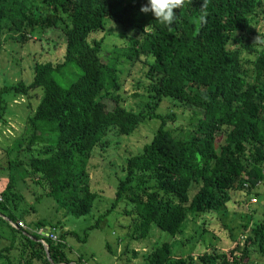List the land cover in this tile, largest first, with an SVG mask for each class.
<instances>
[{"label":"trees","instance_id":"obj_1","mask_svg":"<svg viewBox=\"0 0 264 264\" xmlns=\"http://www.w3.org/2000/svg\"><path fill=\"white\" fill-rule=\"evenodd\" d=\"M145 3L0 0V50L5 28L21 44L32 40L40 47L50 29L64 36L58 59L45 56L38 62L44 53L28 52L30 82L0 87V122L8 111L3 94L14 93L12 100L36 94L20 133L3 148L6 166L0 170L7 172V181L0 188V238L7 243L0 244V260L5 264H85L66 247L65 236L74 232L57 234L43 221L24 222L28 210L20 209L24 196L17 190V175L41 183L65 214L87 215L97 199L86 173L94 149H104L113 136L134 134L147 120H157L158 126L140 151L126 158L114 202L88 228L124 201L132 239L148 238L153 225L175 236L184 231L188 214L223 212L238 191L250 203L261 196L264 34L256 27L264 26V0H181L168 26L140 12ZM106 19L120 25L118 40L106 39ZM136 62L144 66L146 100L133 110L125 105L123 66ZM76 70L80 74L66 86L59 82ZM165 100L197 113L185 134L167 126L173 115L157 112ZM19 222L26 227L12 225ZM263 226L249 228L228 251L213 248L197 257H174L170 243L163 242L142 253L143 264H253L249 247L258 242L264 251Z\"/></svg>","mask_w":264,"mask_h":264},{"label":"rangeland","instance_id":"obj_2","mask_svg":"<svg viewBox=\"0 0 264 264\" xmlns=\"http://www.w3.org/2000/svg\"><path fill=\"white\" fill-rule=\"evenodd\" d=\"M105 26L106 39L109 42L120 38L119 24L106 19ZM256 29L259 34H264V26L260 27L259 24ZM11 35L6 31V28L3 30L2 38L5 43L0 50V87L15 84L18 81L24 83L31 81L33 71L28 68L32 62L29 51L40 49L44 53L42 56L36 57L38 62L44 61L45 56L46 59H58L63 54L64 36L59 30L46 31L42 47L38 41L32 40L21 44L15 40L14 35L13 38ZM103 54L105 57L107 56L104 52ZM123 70L125 77L122 90L125 95V105L128 109L138 110L146 100L142 88V83H146L142 74L144 66L139 62L133 65L128 63L123 66ZM79 74L78 70L71 76L65 74L59 82L66 86ZM38 91L41 92L40 89ZM35 95L28 98L24 95H21L20 98L19 95L15 97L14 102L12 100L15 96L14 93L2 95L8 102L7 117L9 122L5 129H1L0 126V149L8 145L11 139L20 133L31 109L29 103H34ZM157 112L175 117L173 121H168L167 126L173 129L176 134H185L190 128V124L197 118V113H194L193 110L176 108L166 100L160 104ZM156 126H158L157 120H147L134 134L113 136L106 140L104 149L101 150L99 147L94 149L93 157L87 162L86 173L89 187L97 193V199L94 201L91 212L87 215L75 217L65 214V211L59 209L56 202L45 194L46 188L41 183L33 181L28 174L21 172L17 175V190L24 196L20 209L28 210L24 216V222L43 221L47 223V227L54 226L57 234L66 231L74 232L75 235L65 236L66 247L71 250V255H81L85 264H126L128 258H132L130 250H135L137 253V256L132 260L129 259L131 264H143L142 253L150 252L153 247L163 242L170 243L171 254L174 257H197L213 248L228 251L235 241L245 237L249 228L260 223L264 225V185H262L258 188L261 196L252 197L255 199L253 203L246 201L248 196L238 191L227 207L222 209L223 212L188 214L184 231L175 236L160 231L153 225L148 238L144 240L132 239L130 233H132L133 225L124 213V201L118 202L108 215L102 217L97 227L88 228L96 222L99 214L114 202L118 181L124 176L122 166H124L126 158L140 151L141 146L149 141ZM111 135L113 134L109 132L107 137H111ZM5 166V158L0 157V168ZM6 181L7 172L2 173L0 170V188L5 186ZM30 207L33 208V211ZM247 223L248 227H245ZM40 232L42 230L37 231V233ZM6 233L8 234V231L4 230V234ZM1 237L0 244H6L7 242L4 243L3 240L5 236ZM262 244L264 249V242ZM126 249L129 252L124 253ZM249 249L250 261L253 264H264V251L260 250L259 243H255ZM11 253L14 254L13 251ZM0 264H5V262L0 260Z\"/></svg>","mask_w":264,"mask_h":264},{"label":"clouds","instance_id":"obj_3","mask_svg":"<svg viewBox=\"0 0 264 264\" xmlns=\"http://www.w3.org/2000/svg\"><path fill=\"white\" fill-rule=\"evenodd\" d=\"M181 0H146L140 8L142 13H151L153 17L165 26L170 25L174 19V8L180 4ZM203 20V16L200 17Z\"/></svg>","mask_w":264,"mask_h":264},{"label":"built area","instance_id":"obj_4","mask_svg":"<svg viewBox=\"0 0 264 264\" xmlns=\"http://www.w3.org/2000/svg\"><path fill=\"white\" fill-rule=\"evenodd\" d=\"M14 227H21V228H25V226H24V224L22 223V222H19L18 224H12ZM41 234H44L45 233V231H43L42 230V232H40ZM46 236L47 237H49L50 239H52V240H56L57 239V237H56V235L55 234H53V233H47L46 234ZM41 241H43V242H45L43 239H41ZM46 243V242H45Z\"/></svg>","mask_w":264,"mask_h":264},{"label":"crops","instance_id":"obj_5","mask_svg":"<svg viewBox=\"0 0 264 264\" xmlns=\"http://www.w3.org/2000/svg\"><path fill=\"white\" fill-rule=\"evenodd\" d=\"M15 101V99L13 100V102ZM8 113H9V111H7V113L5 114V121L2 123V122H0V126H1V129H5V126H8V122H9V120H8V117H7V115H8ZM1 129H0V132H1ZM1 151H0V157H2L3 156V148H1L0 149Z\"/></svg>","mask_w":264,"mask_h":264},{"label":"water","instance_id":"obj_6","mask_svg":"<svg viewBox=\"0 0 264 264\" xmlns=\"http://www.w3.org/2000/svg\"><path fill=\"white\" fill-rule=\"evenodd\" d=\"M40 241V243L44 246V248H45V252H46V255H47V258H48V260H49V262H52L51 261V259H50V257H49V254H48V250H47V244L45 243V242H43V241H41V240H39ZM70 264H72V263H70Z\"/></svg>","mask_w":264,"mask_h":264}]
</instances>
